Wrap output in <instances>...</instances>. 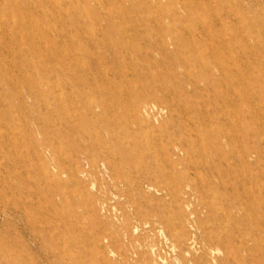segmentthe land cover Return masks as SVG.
Here are the masks:
<instances>
[{
	"label": "rangeland",
	"instance_id": "1",
	"mask_svg": "<svg viewBox=\"0 0 264 264\" xmlns=\"http://www.w3.org/2000/svg\"><path fill=\"white\" fill-rule=\"evenodd\" d=\"M23 1L21 11L31 0ZM40 1L46 10L32 8L39 31L64 51L13 56L10 46L26 44L0 25V114H11L16 147H0V264H264V235L254 230L262 220L247 217L234 184L237 144L222 139L230 168L201 144L225 128L217 109L227 83L217 64L240 65L245 34L264 57V0H161L178 1L180 13L162 26L154 7L107 25L102 8L95 24L72 11L76 0H60L57 12L49 8L55 0ZM33 58L30 72L12 65ZM39 75L73 101L69 115L92 118L89 132L49 124L55 115L23 84ZM142 105L145 117L136 113ZM144 174L152 184H140Z\"/></svg>",
	"mask_w": 264,
	"mask_h": 264
},
{
	"label": "bare ground",
	"instance_id": "2",
	"mask_svg": "<svg viewBox=\"0 0 264 264\" xmlns=\"http://www.w3.org/2000/svg\"><path fill=\"white\" fill-rule=\"evenodd\" d=\"M10 1H11V4L9 6L0 4V25L2 28H5L4 30L11 32V34H13L15 39H18V40L20 39L21 40L20 42L24 43V45L26 44L25 48H22L23 46H20L18 50L14 48L13 50H11L10 49L11 46H10L8 48V51L12 53L13 56L18 57V56L26 55L27 53L28 55L29 54L34 55V56L40 55V56L45 57V55H48V54L52 55L53 53L54 54L60 53L63 50L62 49L59 52V47L56 45V43L52 42L51 40L50 42L46 41L47 40L46 37L48 34L47 35L45 34L46 35L45 36L42 30L39 31V22L35 17H33L34 14L32 15L33 13L32 8L37 13L38 10H43V8L46 7L43 2H41L40 0H31L30 5H29V4H26L27 2L26 3L24 2L25 0L24 1L22 0L26 4V5L24 4L26 8L22 9L23 11H21V7L18 8L17 0H10ZM47 1L49 0H44L45 4L47 3ZM116 1L117 2H115L114 0H76V3L74 2L75 4H74L72 11L74 13L80 12L83 15L82 18L84 17V19H87V20L88 18L92 19L93 18L92 16H94L93 19L95 21V24H100L101 22L100 9L102 8L104 10V15L107 18V20H104L105 22H107L106 23L107 25L108 23L112 21V18L116 14L121 15V18H120L121 22H125L127 18L124 15H128L131 13L134 14L136 11L143 10V9H152L153 7L156 8V11L160 13V15L155 18V22L157 25L162 26L163 24H165L166 19L170 21H174V20H178L179 19L178 17H180V13L177 9L179 7L176 6L178 4L177 3L178 1L168 2V4L166 5H164L161 2V0H151L153 1L151 5H148L149 0H121V1L116 0ZM127 1L130 3V4L128 3L129 6L127 5ZM181 5L183 8L187 9L183 4ZM202 6H203L202 8H205V10L212 9V6L210 5H208V7H205L204 5ZM50 7L52 10L51 12H54V11L57 12L58 10L60 11V9H62V2L60 0L58 1L55 0L52 2V5L49 6V8ZM2 10L4 11V13ZM49 10L47 11L49 12ZM136 22L139 23L140 19H137ZM242 38L244 39V44L242 45L244 50H243V55L241 56L240 61H238L240 62V65H237V61H235L234 58L230 59V67L222 64L221 62L217 64L218 71L221 72L223 79L226 80V83H227L226 90L222 93V95H220L221 97L223 96L222 98L225 101V104L223 105L222 109H217V111H221L220 115H222L223 118L225 119V122H226L225 128L223 129V131L218 132L217 134H214L212 137H210V139L206 140L205 141L206 143L204 142V140L201 139L202 140L201 144H204V146L207 147L210 153H214L215 155L221 156L222 157V160H220L221 165L225 162L228 164L229 168L231 167L230 161L232 160V156L227 154L224 151V148L222 146V139L225 138L227 142L230 141L231 143L237 144V147H238L237 157H238V162H239L238 168L240 170L239 171L240 174L237 179L234 178L235 179L234 184L236 185V188L241 191L240 201L243 205L242 210L245 212V214H247V217H249L250 215L251 217L259 216V219L261 218L262 223H259V224L254 223L256 224V226L254 227L255 228L254 230H256L257 234L264 235V165L262 162V159H264V57L262 56L263 54L262 50L256 51V49H254L253 47L250 48V45H248V42L251 40V38L254 39L255 36L245 34L244 37ZM37 41L41 42V45L37 46ZM236 43H239V41L237 40ZM263 50H264V47H263ZM253 55H258L262 57L263 59H260L257 62L254 60ZM37 57L39 58V56ZM52 57L53 56H51V58ZM242 57L246 59V62H247L244 64V67L241 66L243 64ZM19 60L21 61L20 57H19ZM45 60H47V58H45ZM50 60L51 59H49V61ZM43 62L45 63V61ZM16 63L13 62L12 65L16 67V69H18L20 72H27L28 70L30 72V70L32 71V68L35 66V63L37 62L34 61V58H33L31 60L30 59L25 60V62L23 63L24 64L23 66L20 64L19 66L18 65L19 62L17 64ZM1 68L2 69L4 68L3 65H1ZM70 70L72 71V69ZM45 73L47 74V70L45 71ZM27 76L24 78L23 84L28 89H30V91H35L34 89H36L39 92V96L41 97L43 101L42 103L45 109L48 110V112L51 111L55 115V119L53 121L48 120L49 124H51L52 127H57L58 125H61V126L65 125L69 129H73V130L80 129L81 130L83 128L82 129L83 131L89 132L88 128L91 129L89 126H91L92 118L89 117L87 121L86 118L84 120V117H87V116H82L80 118H77V116L72 113L69 115L68 114L69 111L71 112L70 104L73 103V101L71 102V100H68V98L66 99L65 97H62L61 95H57L54 92H52L51 91L52 86H53L51 85L52 80L50 83L47 79V75H43V76L39 75L37 78L35 77L28 78L29 76L28 77ZM7 81L10 83L9 80ZM1 93L3 95V91H1ZM2 95L0 94V96ZM2 98L4 99L5 97H2ZM34 99H39V98L37 96V98H34ZM159 101L161 102V100ZM136 113L140 117L142 116L145 117L146 115L150 114V111L148 109V106L142 105L140 109L138 108V110H136ZM10 115L6 116L5 114H2V113L0 114V147L3 146L4 148L5 146L8 148L9 151L12 150V148H14V151H15L16 147L13 144L15 128H14V125L12 127V123H13L11 122L12 120L11 121L7 120V119H11L9 118ZM44 119H41V120H44ZM216 119L218 120L215 114L211 116V121H216ZM51 126L49 127L51 128ZM46 132L47 131L45 130V133ZM55 132L58 137L60 135H63L62 133H59L58 131H55ZM29 135L30 137L34 136L32 131L30 132ZM122 145L123 146L125 145L124 142H122ZM134 149L136 150L135 153L139 151L138 147H135ZM79 150L81 152V149L77 147L76 142H75L73 151L76 152L77 157L79 154L78 152ZM168 153L170 155H175V156L178 155L176 150L168 151ZM122 156L123 158L124 157L126 158V154ZM143 161L144 159L140 162H143ZM204 166L208 168L209 170H212L213 168H217L216 165L215 167H213L212 163H206ZM217 166H220V165H217ZM40 170L44 174V176L50 178L51 173L49 169L46 170L44 168H41ZM152 177H153L152 174L151 175L144 174L143 178L145 179V181H141L140 184L142 186L143 184H147V185L152 184L151 183ZM228 178L230 179V177ZM18 209L19 208L15 206L10 207L9 212L14 214L15 216H19ZM254 224H251V226ZM243 225L245 226V224ZM33 227L34 226L32 224H28V226L25 227V229L29 233L32 234L34 231ZM244 233L246 234V231ZM252 234H256V233H252ZM260 237L258 238L261 239Z\"/></svg>",
	"mask_w": 264,
	"mask_h": 264
}]
</instances>
